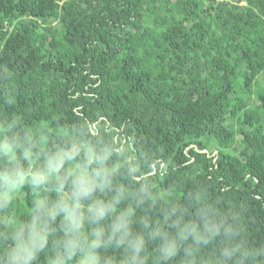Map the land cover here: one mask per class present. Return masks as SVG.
Wrapping results in <instances>:
<instances>
[{
    "label": "trees",
    "instance_id": "trees-1",
    "mask_svg": "<svg viewBox=\"0 0 264 264\" xmlns=\"http://www.w3.org/2000/svg\"><path fill=\"white\" fill-rule=\"evenodd\" d=\"M0 264H264V0H0Z\"/></svg>",
    "mask_w": 264,
    "mask_h": 264
},
{
    "label": "clouds",
    "instance_id": "clouds-1",
    "mask_svg": "<svg viewBox=\"0 0 264 264\" xmlns=\"http://www.w3.org/2000/svg\"><path fill=\"white\" fill-rule=\"evenodd\" d=\"M5 179H8V177H5Z\"/></svg>",
    "mask_w": 264,
    "mask_h": 264
}]
</instances>
